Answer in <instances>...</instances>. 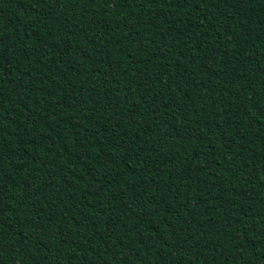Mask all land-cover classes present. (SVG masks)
Returning a JSON list of instances; mask_svg holds the SVG:
<instances>
[{"label":"trees","instance_id":"obj_1","mask_svg":"<svg viewBox=\"0 0 264 264\" xmlns=\"http://www.w3.org/2000/svg\"><path fill=\"white\" fill-rule=\"evenodd\" d=\"M0 264H264V0H0Z\"/></svg>","mask_w":264,"mask_h":264}]
</instances>
